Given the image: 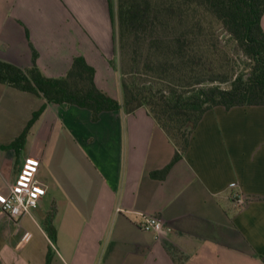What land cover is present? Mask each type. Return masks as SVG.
I'll return each instance as SVG.
<instances>
[{
    "label": "crops",
    "instance_id": "1",
    "mask_svg": "<svg viewBox=\"0 0 264 264\" xmlns=\"http://www.w3.org/2000/svg\"><path fill=\"white\" fill-rule=\"evenodd\" d=\"M116 0H0V58L63 76L76 55L123 100ZM264 28V15L262 17ZM0 81V191L26 157L46 191L31 213L0 208V264H264V104L216 105L163 178L176 145L148 107L103 110L47 102ZM235 182V185L231 183ZM238 193L243 197L239 201ZM53 210V241L44 221ZM138 211L162 217L159 238Z\"/></svg>",
    "mask_w": 264,
    "mask_h": 264
},
{
    "label": "trees",
    "instance_id": "2",
    "mask_svg": "<svg viewBox=\"0 0 264 264\" xmlns=\"http://www.w3.org/2000/svg\"><path fill=\"white\" fill-rule=\"evenodd\" d=\"M264 0H117L120 37L146 42L143 56H134L130 70H121L123 100L95 81V67L76 55L63 76H47L36 63L23 68L0 58V81L45 97L14 143L21 144L47 102H68L91 109L93 119L103 110L145 105L174 141L169 163L152 171L163 178L186 151L203 114L224 105L264 104ZM217 21L230 34L242 59L220 65L212 41ZM129 75V76H128ZM53 210L44 227L54 241ZM48 264L50 257L48 255Z\"/></svg>",
    "mask_w": 264,
    "mask_h": 264
},
{
    "label": "built area",
    "instance_id": "3",
    "mask_svg": "<svg viewBox=\"0 0 264 264\" xmlns=\"http://www.w3.org/2000/svg\"><path fill=\"white\" fill-rule=\"evenodd\" d=\"M40 160L34 157H26L15 181L9 185L7 192L0 191V208L11 218L20 217L23 214L31 213L36 207L46 188L36 179ZM235 185V182L231 183ZM239 201L243 197L235 194ZM140 225L143 229L153 231L155 237L159 238L164 231V221L157 214L138 211Z\"/></svg>",
    "mask_w": 264,
    "mask_h": 264
},
{
    "label": "rangeland",
    "instance_id": "4",
    "mask_svg": "<svg viewBox=\"0 0 264 264\" xmlns=\"http://www.w3.org/2000/svg\"><path fill=\"white\" fill-rule=\"evenodd\" d=\"M115 12L116 20L117 19V0L115 1ZM209 19L214 23L216 30L215 38L210 39L212 41L213 50L215 54L211 56V53L207 51L205 54L206 58L211 57L212 60H216L220 65L226 64L229 60H239L243 58V55L238 52L235 47V42L231 38L227 30L221 26L217 21H213V17ZM116 45H117V67L121 73L122 69L130 70L132 60L134 56H139L141 53L147 51L146 42H141L140 39L134 40V37L125 36V38L120 37L119 28L117 26V35H116ZM144 54H141L143 56ZM129 76V75H128Z\"/></svg>",
    "mask_w": 264,
    "mask_h": 264
}]
</instances>
